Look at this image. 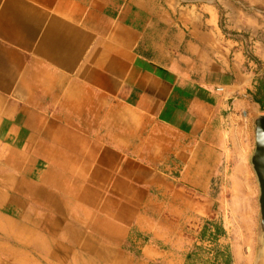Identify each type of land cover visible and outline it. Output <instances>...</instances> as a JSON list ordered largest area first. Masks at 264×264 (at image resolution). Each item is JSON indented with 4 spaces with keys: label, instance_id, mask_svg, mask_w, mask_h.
<instances>
[{
    "label": "crops",
    "instance_id": "1",
    "mask_svg": "<svg viewBox=\"0 0 264 264\" xmlns=\"http://www.w3.org/2000/svg\"><path fill=\"white\" fill-rule=\"evenodd\" d=\"M261 72L264 0H0V264H184Z\"/></svg>",
    "mask_w": 264,
    "mask_h": 264
},
{
    "label": "rangeland",
    "instance_id": "2",
    "mask_svg": "<svg viewBox=\"0 0 264 264\" xmlns=\"http://www.w3.org/2000/svg\"><path fill=\"white\" fill-rule=\"evenodd\" d=\"M263 114H260L261 116ZM258 116V117H259ZM257 117V118H258ZM256 118V119H257ZM238 122L242 121V115H237ZM252 125L251 156L254 151V122ZM240 124H235L236 129H241ZM250 156V158H251ZM234 160V159H233ZM235 162V161H233ZM248 166L252 172V179L254 182V190L251 191L246 188V180L243 178V171L236 164H231L226 167L225 171L218 177L219 185L222 188H215L209 191V198L213 201L211 214L213 219L224 228L225 243L228 245L232 264H245V258L251 257L248 264H255L258 253V236H259V207L258 197L259 189L256 177L251 168L250 159ZM233 186V188H231ZM234 186L238 188H234ZM204 221L195 222L194 231H198ZM214 243H205L203 245L206 249H213ZM216 248V246H215ZM249 248V249H248ZM193 250V245L189 250ZM238 253L240 257L238 258ZM202 255V253H200Z\"/></svg>",
    "mask_w": 264,
    "mask_h": 264
},
{
    "label": "trees",
    "instance_id": "3",
    "mask_svg": "<svg viewBox=\"0 0 264 264\" xmlns=\"http://www.w3.org/2000/svg\"><path fill=\"white\" fill-rule=\"evenodd\" d=\"M253 101L258 105L259 112L264 114V72L255 78ZM199 233V244L193 245L185 255L184 264H232V256L228 245L225 243V231L216 220H203ZM207 234L212 237L213 249H206L203 245L208 241ZM216 246V248H215ZM202 253V255L200 254Z\"/></svg>",
    "mask_w": 264,
    "mask_h": 264
},
{
    "label": "water",
    "instance_id": "4",
    "mask_svg": "<svg viewBox=\"0 0 264 264\" xmlns=\"http://www.w3.org/2000/svg\"><path fill=\"white\" fill-rule=\"evenodd\" d=\"M251 168L259 189V236L256 263L264 261V114L254 121V151L250 158Z\"/></svg>",
    "mask_w": 264,
    "mask_h": 264
},
{
    "label": "bare ground",
    "instance_id": "5",
    "mask_svg": "<svg viewBox=\"0 0 264 264\" xmlns=\"http://www.w3.org/2000/svg\"><path fill=\"white\" fill-rule=\"evenodd\" d=\"M258 264H264V261H262V262H260V263H258Z\"/></svg>",
    "mask_w": 264,
    "mask_h": 264
}]
</instances>
